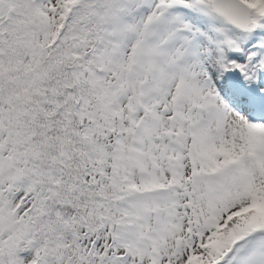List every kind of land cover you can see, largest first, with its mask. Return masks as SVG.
Wrapping results in <instances>:
<instances>
[{
	"label": "snow or ice",
	"instance_id": "obj_1",
	"mask_svg": "<svg viewBox=\"0 0 264 264\" xmlns=\"http://www.w3.org/2000/svg\"><path fill=\"white\" fill-rule=\"evenodd\" d=\"M0 264H264V0H0Z\"/></svg>",
	"mask_w": 264,
	"mask_h": 264
}]
</instances>
